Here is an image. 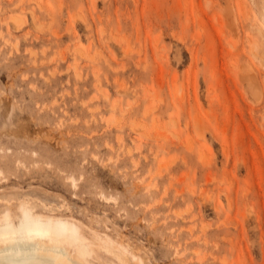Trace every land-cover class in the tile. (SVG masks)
I'll use <instances>...</instances> for the list:
<instances>
[{"label": "rangeland", "instance_id": "obj_1", "mask_svg": "<svg viewBox=\"0 0 264 264\" xmlns=\"http://www.w3.org/2000/svg\"><path fill=\"white\" fill-rule=\"evenodd\" d=\"M20 208L110 242L93 264H264V0H0Z\"/></svg>", "mask_w": 264, "mask_h": 264}, {"label": "bare ground", "instance_id": "obj_2", "mask_svg": "<svg viewBox=\"0 0 264 264\" xmlns=\"http://www.w3.org/2000/svg\"><path fill=\"white\" fill-rule=\"evenodd\" d=\"M109 243L89 239L79 223L53 212L20 208L0 217V264H93Z\"/></svg>", "mask_w": 264, "mask_h": 264}]
</instances>
